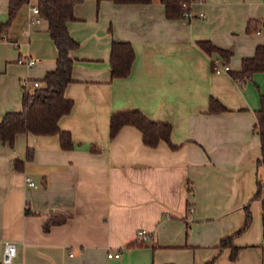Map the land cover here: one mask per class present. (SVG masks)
<instances>
[{
	"label": "crops",
	"instance_id": "1",
	"mask_svg": "<svg viewBox=\"0 0 264 264\" xmlns=\"http://www.w3.org/2000/svg\"><path fill=\"white\" fill-rule=\"evenodd\" d=\"M34 5L2 30L10 0H0V121L22 109L25 82L44 87L56 68L48 22ZM190 10L170 19L162 0L75 7L68 30L79 47L65 91L74 107L59 121L74 148L62 150L58 136L0 142V264L6 243L16 246L14 264H264V164L254 130L264 72L234 77L264 46V0H202ZM113 42L135 52L124 79L111 78ZM216 62L229 71L216 73ZM211 98L228 111L210 113ZM129 111L171 125V145L148 147L133 126L112 138L111 117ZM247 212L250 226L238 234ZM140 230L148 242L138 241ZM230 238L235 260L221 248Z\"/></svg>",
	"mask_w": 264,
	"mask_h": 264
},
{
	"label": "trees",
	"instance_id": "2",
	"mask_svg": "<svg viewBox=\"0 0 264 264\" xmlns=\"http://www.w3.org/2000/svg\"><path fill=\"white\" fill-rule=\"evenodd\" d=\"M31 0H10L8 20L2 25V30L7 29L15 19L20 8L29 4ZM39 8V16L48 22L50 38L56 46L58 56L56 68L47 73L44 78V87L38 89H24L22 97V109L18 112L7 113L0 121V142L14 145L16 137L21 134L34 136H58L62 150L70 151L74 148V142L70 133L64 132L59 127V121L71 113L74 103L65 97L67 87L73 83L72 72L74 61L70 53L79 47L70 35L68 23L75 21V7L84 0H35ZM118 4L149 3L151 0H111ZM193 0H162L166 7L167 17L183 18L184 9L182 3H191ZM207 52H217L220 56L231 57V53L212 47L208 43H200ZM135 60V52L131 44L113 42L110 58L111 78L124 79L129 76L132 64ZM264 72V46H259L256 55L251 59H245L242 70L235 73L239 80L249 79L253 74ZM228 110L218 100L211 98L209 103L210 113H224ZM125 126L137 128L143 135V142L148 147H156L160 142L171 145L172 127L165 123H155L147 119L139 111H129L114 114L110 120V136L115 137ZM255 132L261 139L262 159L264 164V96L262 97V109L257 113ZM32 151H28L27 160H31ZM16 163V167H18ZM258 197V195L256 196ZM251 215L247 212L241 234L250 226ZM231 247L232 260H235L239 249L232 245V238L221 243V248ZM211 264V263H209Z\"/></svg>",
	"mask_w": 264,
	"mask_h": 264
},
{
	"label": "built area",
	"instance_id": "3",
	"mask_svg": "<svg viewBox=\"0 0 264 264\" xmlns=\"http://www.w3.org/2000/svg\"><path fill=\"white\" fill-rule=\"evenodd\" d=\"M202 0H193L191 3H182V8L184 9V17L185 18H190L191 17V10H190V5L195 3V2H200ZM31 12L35 15H37L39 17V8L37 5L31 6L30 8ZM36 60L35 59H30V60H23L21 59L19 61L20 64H25L28 67H33L36 65ZM214 70L216 73H220V72H228L229 68L228 67H223L218 65V62H216L214 64ZM24 88L26 90L29 89H38L40 88V84L38 82H25L24 83ZM28 186L30 187H35V184L29 179H26ZM263 188H264V183L262 184ZM137 239L140 242H148L150 239V234L145 231V230H140L137 233ZM17 255V250H16V246L14 244L11 243H6L5 244V251H4V258H3V262L4 264H14V260L16 258ZM121 256L120 253H116V254H109L108 257L110 259L114 258V259H119Z\"/></svg>",
	"mask_w": 264,
	"mask_h": 264
},
{
	"label": "water",
	"instance_id": "4",
	"mask_svg": "<svg viewBox=\"0 0 264 264\" xmlns=\"http://www.w3.org/2000/svg\"><path fill=\"white\" fill-rule=\"evenodd\" d=\"M112 264H119V262H118V261H115V262H113Z\"/></svg>",
	"mask_w": 264,
	"mask_h": 264
}]
</instances>
